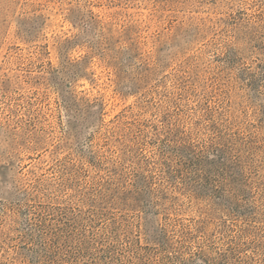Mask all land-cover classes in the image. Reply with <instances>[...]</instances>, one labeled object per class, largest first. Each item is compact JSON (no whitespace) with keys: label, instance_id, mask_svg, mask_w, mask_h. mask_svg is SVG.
I'll use <instances>...</instances> for the list:
<instances>
[{"label":"rangeland","instance_id":"1","mask_svg":"<svg viewBox=\"0 0 264 264\" xmlns=\"http://www.w3.org/2000/svg\"><path fill=\"white\" fill-rule=\"evenodd\" d=\"M0 264H264V0H0Z\"/></svg>","mask_w":264,"mask_h":264}]
</instances>
